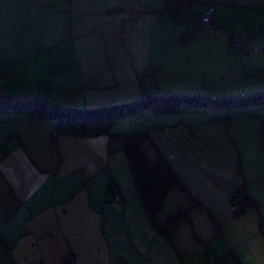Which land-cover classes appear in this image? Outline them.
<instances>
[{"label": "crops", "instance_id": "0c3cea01", "mask_svg": "<svg viewBox=\"0 0 264 264\" xmlns=\"http://www.w3.org/2000/svg\"><path fill=\"white\" fill-rule=\"evenodd\" d=\"M205 2L223 32L183 42L165 0H0V92L85 108L155 93L264 92V51L253 49L264 48V24H241L264 19V0H192L191 10ZM226 114L146 108L103 122L107 133L54 137L50 120L0 113V264H63L67 251L74 264H211L210 255L264 264V140L249 115L264 116V105L224 122ZM142 130L147 157L161 153L186 188L166 196L158 222L197 202L168 239L146 214L117 137ZM241 185L255 205L237 200L233 211Z\"/></svg>", "mask_w": 264, "mask_h": 264}, {"label": "trees", "instance_id": "16d2710c", "mask_svg": "<svg viewBox=\"0 0 264 264\" xmlns=\"http://www.w3.org/2000/svg\"><path fill=\"white\" fill-rule=\"evenodd\" d=\"M211 96L182 92L155 93L128 102L85 108L61 106L32 94L0 92V113L12 115L16 119L50 120L53 122L54 137L57 135L89 136L107 133L108 129L101 126L103 122H107L109 126L119 119L146 108L174 112L186 108L213 107L227 111L221 119L227 122L249 107L264 105V92L239 96H216L215 99ZM249 115L260 120L258 130L264 140V116ZM117 137L121 140L122 151L126 156L142 206L156 230L168 239L170 229L187 219L190 210L197 205V202L192 199L188 208H177L166 217L163 223H159L157 214L161 211L166 196L174 189L186 192V188L161 153L153 161L147 157L142 144L150 138L148 130ZM237 200L244 207L255 205L246 193L244 185L239 186L232 193L231 202L234 203ZM0 243L4 244L1 233Z\"/></svg>", "mask_w": 264, "mask_h": 264}, {"label": "built area", "instance_id": "2783aa9c", "mask_svg": "<svg viewBox=\"0 0 264 264\" xmlns=\"http://www.w3.org/2000/svg\"><path fill=\"white\" fill-rule=\"evenodd\" d=\"M191 4L192 0H165L164 10L168 13L174 23L183 27L180 36L183 42H188L190 39L196 37L199 33L203 32L204 30L218 29L215 19V8L213 3L205 2L203 8L197 12H193L191 10ZM238 37L239 35L232 34L229 38V44L232 48L236 49L239 54H243L245 51V46L242 44H238ZM249 41L250 40L248 37H244L243 44H246ZM253 49L264 51V48L259 46H254ZM2 80V74L0 72V85L2 83ZM211 98L215 99L216 96H211ZM4 144L5 139L0 137V150L4 147ZM109 192L115 202H119L121 200L120 192L114 182H110ZM230 208L235 211L237 205L235 203H231ZM209 260L211 264H221L222 262L219 258L214 255H210ZM62 263H75V256L72 251H67L63 255Z\"/></svg>", "mask_w": 264, "mask_h": 264}, {"label": "rangeland", "instance_id": "374dc122", "mask_svg": "<svg viewBox=\"0 0 264 264\" xmlns=\"http://www.w3.org/2000/svg\"><path fill=\"white\" fill-rule=\"evenodd\" d=\"M240 20H241V22H243V19H241L240 18ZM262 20H264V19H262V18H255V20L253 21V22H250V23H241L242 25H243V28L245 29V28H253V29H255V28H258V27H260L262 24H264V21H262ZM250 25V26H249ZM249 26V27H248ZM243 28H241V30L242 31H244L243 30ZM237 31H239V29H237ZM218 32H220V33H222L223 32V30H221L220 28H219V30H218ZM239 35V34H238ZM193 39V38H192ZM192 39H190L189 41H191ZM188 41V42H189ZM211 69V68H210ZM220 77L222 78V79H232V77L233 76H231V75H228V74H225L224 72H221L220 73ZM205 110H213V111H217V110H219V109H216V108H213V107H205L204 108ZM7 115V114H6ZM9 115V114H8Z\"/></svg>", "mask_w": 264, "mask_h": 264}]
</instances>
